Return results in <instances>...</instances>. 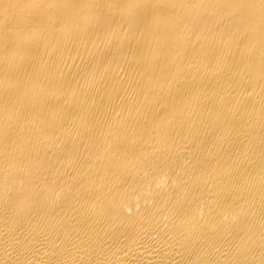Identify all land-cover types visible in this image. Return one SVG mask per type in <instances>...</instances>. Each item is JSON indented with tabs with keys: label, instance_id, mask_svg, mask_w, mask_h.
<instances>
[{
	"label": "bare ground",
	"instance_id": "obj_1",
	"mask_svg": "<svg viewBox=\"0 0 264 264\" xmlns=\"http://www.w3.org/2000/svg\"><path fill=\"white\" fill-rule=\"evenodd\" d=\"M0 264H264V0H0Z\"/></svg>",
	"mask_w": 264,
	"mask_h": 264
}]
</instances>
